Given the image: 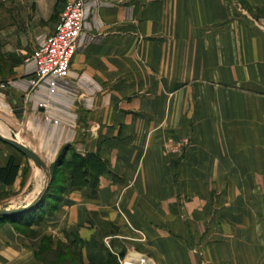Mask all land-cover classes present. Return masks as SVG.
<instances>
[{"label": "crops", "instance_id": "obj_1", "mask_svg": "<svg viewBox=\"0 0 264 264\" xmlns=\"http://www.w3.org/2000/svg\"><path fill=\"white\" fill-rule=\"evenodd\" d=\"M66 2L0 0V132L48 185L73 152L109 171L26 226L0 217V264H264V0H99L50 96L25 59ZM11 158L0 208L48 180L0 138Z\"/></svg>", "mask_w": 264, "mask_h": 264}, {"label": "built area", "instance_id": "obj_2", "mask_svg": "<svg viewBox=\"0 0 264 264\" xmlns=\"http://www.w3.org/2000/svg\"><path fill=\"white\" fill-rule=\"evenodd\" d=\"M99 0H67L60 21L53 34L45 38L26 61L33 60L36 79L33 84L46 81L50 96L57 91L59 80L66 78L71 70L72 59L77 41L84 31L86 21ZM3 88L5 85L2 86ZM49 102L41 101L40 106L47 108ZM148 257L143 255L135 262L123 261L122 264H147Z\"/></svg>", "mask_w": 264, "mask_h": 264}, {"label": "trees", "instance_id": "obj_3", "mask_svg": "<svg viewBox=\"0 0 264 264\" xmlns=\"http://www.w3.org/2000/svg\"><path fill=\"white\" fill-rule=\"evenodd\" d=\"M72 156L69 161H65L63 155L60 157L48 188L36 208L6 218L3 217V219H9L21 226H26L29 222L42 216L47 200L50 197H55L56 193L65 190L67 186L73 189L81 188L87 184L96 186L100 175L109 171L107 163L97 154L82 155L73 152ZM17 173L18 165L14 158H11L5 166L0 167V181L11 183L16 178Z\"/></svg>", "mask_w": 264, "mask_h": 264}, {"label": "water", "instance_id": "obj_4", "mask_svg": "<svg viewBox=\"0 0 264 264\" xmlns=\"http://www.w3.org/2000/svg\"><path fill=\"white\" fill-rule=\"evenodd\" d=\"M1 90L8 93V91L4 90V88H1ZM16 111L21 112V111H23V109L20 108V109H17ZM0 138L2 140H4L5 142L12 144L18 150L23 152L39 168L46 170V173L48 176V180L46 181L44 189L40 192V194L33 201L29 202L26 205H21V206L14 207V208H0V217H4V216H10V215H14V214H20V213L26 212V211L32 209L33 207H35L40 202V200L42 199V197L45 193L46 187L48 185L49 177L51 176V174L48 170L46 163L41 158V156L36 151H34L32 148L28 147L26 144H24L23 142L18 140V138L16 137L15 133L12 130H8V132H6L5 134L0 132Z\"/></svg>", "mask_w": 264, "mask_h": 264}, {"label": "rangeland", "instance_id": "obj_5", "mask_svg": "<svg viewBox=\"0 0 264 264\" xmlns=\"http://www.w3.org/2000/svg\"><path fill=\"white\" fill-rule=\"evenodd\" d=\"M56 15H57V14H56ZM28 57H29V56H28ZM28 57H27V58H28ZM27 58H26V59H27ZM26 59H25V61H26ZM1 68L6 69V65H5V63H3V65H2ZM18 206H21L20 202H18V203H14V206H12V208H14V207H18ZM8 207L11 208V206H8ZM54 255H56L57 261H58V263H59V261H61V260L58 259V254H54ZM46 256H47V257H46ZM49 256H50V254L45 255L46 258L44 257V260L46 259L47 262L52 261V259H51ZM54 264H55V263H54Z\"/></svg>", "mask_w": 264, "mask_h": 264}, {"label": "bare ground", "instance_id": "obj_6", "mask_svg": "<svg viewBox=\"0 0 264 264\" xmlns=\"http://www.w3.org/2000/svg\"><path fill=\"white\" fill-rule=\"evenodd\" d=\"M6 132H8V131L6 130Z\"/></svg>", "mask_w": 264, "mask_h": 264}]
</instances>
